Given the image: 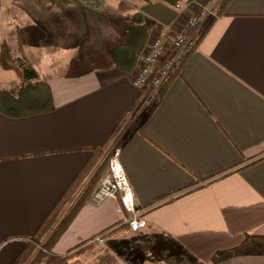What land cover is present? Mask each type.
<instances>
[{
    "label": "crops",
    "instance_id": "crops-1",
    "mask_svg": "<svg viewBox=\"0 0 264 264\" xmlns=\"http://www.w3.org/2000/svg\"><path fill=\"white\" fill-rule=\"evenodd\" d=\"M129 2L96 1L97 8L109 6L111 23L93 33L82 9L67 15L68 0H0V46L15 30L31 39L25 52L54 104L50 112L24 117L0 111V264L16 261L92 149L109 139L111 156L121 149L147 227L134 233L115 201L89 198L54 256L72 255L68 264H264V251L252 244L227 255L247 235L264 236V0H231L213 17L152 112L149 93L133 83L141 55L126 73L110 51L135 13L148 32L144 51L162 26L185 29L197 0L184 10L136 0L131 12ZM59 6L65 14H51ZM68 36L76 38L70 46L76 56L58 66L52 39ZM86 47L92 52L83 55ZM103 233L105 244H88Z\"/></svg>",
    "mask_w": 264,
    "mask_h": 264
},
{
    "label": "trees",
    "instance_id": "trees-1",
    "mask_svg": "<svg viewBox=\"0 0 264 264\" xmlns=\"http://www.w3.org/2000/svg\"><path fill=\"white\" fill-rule=\"evenodd\" d=\"M150 2V0H143ZM176 6L181 2L191 3L194 0H162ZM215 0H205L204 6L210 5ZM231 0H220L217 14H222ZM133 25L124 34V40L111 49L110 54L117 66L126 73H131L136 66L139 56L148 41V32L140 13L132 16ZM215 18L209 19L200 28L189 49L180 58L177 68L171 72L159 86L152 97V102L147 106L152 112L167 87L183 66L190 53L197 49L203 38L214 24ZM173 60V55H168L162 67L165 68ZM0 68L17 74L19 84L15 83L11 89H0V111L11 117H24L29 115L50 112L54 108L50 86L41 80L33 62L26 55L16 58L9 42L3 41L0 46ZM110 139L102 146L92 149V156L66 192L56 202L51 211L46 215L36 233L27 241V244L13 264H68L72 255L57 257L52 250L61 236L69 228L78 211L88 201L97 187L101 178L108 171L111 158L108 153ZM252 244L264 251V236L247 235L241 245L227 252L228 256L240 254L246 246ZM39 246L41 248H39ZM171 259L165 264H200L198 261Z\"/></svg>",
    "mask_w": 264,
    "mask_h": 264
},
{
    "label": "built area",
    "instance_id": "built-area-1",
    "mask_svg": "<svg viewBox=\"0 0 264 264\" xmlns=\"http://www.w3.org/2000/svg\"><path fill=\"white\" fill-rule=\"evenodd\" d=\"M176 7L184 10L181 3ZM206 12L213 14L210 11L196 13L189 18L186 28L182 30H175L170 25L162 26L159 37L141 54V65L133 76L135 86L147 93L152 92L150 91L152 85L156 86L154 89L159 88L171 71H174L173 68H168L169 64L165 68L162 67L164 59L184 48L190 39L197 35L202 23L206 20L205 16L208 15ZM215 16L213 14V17ZM120 157L121 149L116 147L110 158L108 171L91 194L90 200L95 204L115 201L117 212L122 216V224L127 225L130 231L137 233L147 227L146 211L141 210L136 203L133 188L126 176ZM105 238L106 233H103L91 239L88 244H105Z\"/></svg>",
    "mask_w": 264,
    "mask_h": 264
},
{
    "label": "rangeland",
    "instance_id": "rangeland-1",
    "mask_svg": "<svg viewBox=\"0 0 264 264\" xmlns=\"http://www.w3.org/2000/svg\"><path fill=\"white\" fill-rule=\"evenodd\" d=\"M96 1H103L105 3V2H108L110 0H68V4H70L69 8H68V12L71 13V14L67 13V15L68 16L74 15V13H76V10L82 9L83 10L84 19L86 20L85 22H87L88 24L93 26L91 29L93 30V33H96V31L101 29V27L104 28L105 25L111 23V20L109 19V15H108V12H107L109 10V8H107V7H109V6L106 4V6H102V7L97 8V6L95 5ZM135 1L131 0V2H129L131 5H130V7L126 8L128 10V12L135 11V8H134V6L136 5ZM137 1L139 2L140 0H137ZM219 1L220 0H215L210 5L204 6L205 2L203 0H197V3L195 4V6H193V8L195 9V12H193L192 16L196 15V13H202V12H205V11H210L214 15H216ZM181 4L184 7L187 4V2L184 1V2H181ZM26 7L29 8L28 6H26ZM39 8H42V6H40ZM61 8L62 7H60V6L59 7H54V8L50 7V9H53L51 14H54L57 10L59 11ZM19 9L21 10L22 8L19 7ZM62 13H64L63 10H62ZM206 13L208 15L205 16L206 20L202 23V26L209 19L213 18V14H211V13L209 14L208 12H206ZM88 16L93 17L94 22L89 21L90 18ZM119 22L120 21L117 19V24ZM87 23H85V24H87ZM120 24H123V22H121ZM84 27H86V26H84ZM69 29L76 30L77 27L76 26H72ZM12 34L15 35V37H10L9 38V42L14 47L13 48L14 56L16 58L21 57L22 55H26L27 56L24 48H25V44H26V46H27L26 51H30L31 47H29V46H32V45H30L32 43H28V42H31V39L29 37H27V38L23 37L22 38L21 35H20V32H18L17 30H15V32L12 33ZM195 37H196V35L194 37H192V39L194 40ZM90 39L91 38H89L87 41H89ZM52 41H53V44H52L51 47L53 48V61H55L58 66L61 65L63 61L64 62H70L71 60L75 59L76 54L73 53V50H76V48L73 49L70 46H74V44L77 42L76 38L68 36V37H66L64 39L63 38H60V39L59 38H53ZM77 46H79V45H77ZM86 48H88V51L85 52L83 55H85L86 53L88 55L89 53L92 52L90 50L91 47H86ZM182 50H183V48L181 50H178L177 52H174L173 60L169 63L168 68H173L174 70L177 68V65L179 64L180 58L182 56V53H181ZM78 55L80 56L81 54H78ZM65 71H67V70H65ZM15 83L19 84V79H18L17 74L14 73V72H11V71H5V70L0 68V85L1 86H5V88L11 89ZM155 87H156L155 85L150 86V91H152V92L147 94L149 97H151L149 99H152V96L155 94V92L157 90V89H154Z\"/></svg>",
    "mask_w": 264,
    "mask_h": 264
}]
</instances>
